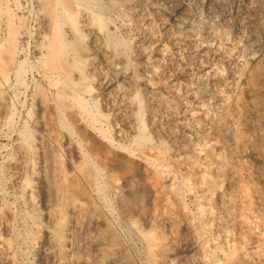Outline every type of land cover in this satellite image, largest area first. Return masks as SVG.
Listing matches in <instances>:
<instances>
[{"label": "rangeland", "instance_id": "obj_1", "mask_svg": "<svg viewBox=\"0 0 264 264\" xmlns=\"http://www.w3.org/2000/svg\"><path fill=\"white\" fill-rule=\"evenodd\" d=\"M80 1H52L75 12L71 38L62 17L42 18L49 0H0V101L13 114L0 106V206L14 201L19 134L39 150L45 125L56 166L71 169L79 146L102 165L117 236L107 264H264V0ZM91 11L109 39L85 23ZM80 99L108 116L106 136L77 122ZM13 208L0 264H39ZM79 234L83 256L95 246Z\"/></svg>", "mask_w": 264, "mask_h": 264}, {"label": "bare ground", "instance_id": "obj_2", "mask_svg": "<svg viewBox=\"0 0 264 264\" xmlns=\"http://www.w3.org/2000/svg\"><path fill=\"white\" fill-rule=\"evenodd\" d=\"M44 1L48 2V0ZM52 1L54 0H51V2L49 0L48 4H53ZM75 1L78 6L81 4L80 0ZM111 2L115 5L116 0H111ZM52 6L54 8H52L51 13H48L50 15L47 17L46 15L42 16V18L45 19L46 23L54 20L58 26L63 19V21L69 23L71 26L66 31V34L71 36V38L75 37L74 34L79 31V28L74 26L76 21L75 12L70 11L63 2L59 11L56 10L55 4ZM86 9H90V7L86 6ZM85 16H87L86 24L99 28L100 32L105 34V37L107 36L108 38L110 36L107 20L100 12L95 13L91 11L90 15L87 13ZM60 35L61 33H59L57 39L60 38ZM15 43L16 37L14 36L9 40V44L13 45ZM114 48L115 50L117 49L116 47ZM8 52L9 58L13 59L16 51L9 50ZM79 59L80 57L77 55L73 59V63ZM15 68L19 78L20 72L24 68V61L17 62ZM77 103L80 106L77 122L82 124L87 131L91 130L98 133L102 138V134L105 135L104 127L107 126L108 116L102 111L96 101L90 103L80 99ZM142 104L141 107L143 108ZM0 106L6 110L5 121L11 122L13 114L8 112L10 104H8L6 97H1ZM46 131V126L43 125L42 135H40V141L38 142L39 150H33L30 147L31 144L28 146L24 137L25 135L19 134L22 136H18L17 138L16 160H14V163L11 162L9 164L8 167L11 171L10 173L7 172L11 186L7 184L10 189L6 190V195L8 193L12 194L14 201H11V198L6 199L7 196L5 199L3 197L5 202L2 201L3 206H0L2 208V210L0 209V222L4 224V231L0 232V240L8 248L10 247L9 249L13 247L10 231L14 229H11L13 226L10 227V223H14L15 214L19 215L18 218L20 219V214L13 210L16 209L13 208V202H19L21 203L20 213L23 215L22 219H25L24 217L26 216V226H28V229L26 228L27 233L23 231L26 233V237L21 235L27 239L33 252L37 253L39 264H50V261V263L46 262L50 259L52 264H107L106 258L108 259L109 256H113L110 255L112 252H108L109 246L116 242L117 236L111 230L112 227H110V221H108V212L113 207L110 208L105 196V198H102V165L93 161L87 150L79 146L76 149L79 160L71 169L66 170L62 166H56L45 148L46 141H48V133ZM21 132L23 133V130ZM148 141L151 140L146 135L138 138V144L140 145ZM38 163L39 165L36 166ZM33 176L35 178H32V181L31 177ZM102 200L105 203L103 205ZM145 220L148 222V219ZM102 225L105 226L104 230L102 229ZM21 230L20 228L15 234ZM92 230L95 231L94 234H91ZM78 234L82 237L83 243L86 244L88 242L92 246H95L92 250L85 252L84 255L82 254L83 256H79L74 250L76 242L79 241L77 240ZM12 260L10 262L14 263L16 259Z\"/></svg>", "mask_w": 264, "mask_h": 264}]
</instances>
